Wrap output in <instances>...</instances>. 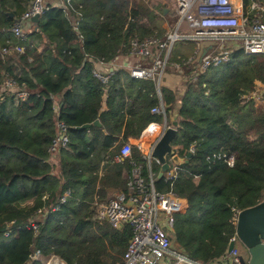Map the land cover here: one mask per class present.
<instances>
[{
  "label": "trees",
  "instance_id": "16d2710c",
  "mask_svg": "<svg viewBox=\"0 0 264 264\" xmlns=\"http://www.w3.org/2000/svg\"><path fill=\"white\" fill-rule=\"evenodd\" d=\"M30 1L0 0V52L8 40L16 42L15 17ZM71 7L80 15L77 29L63 9L52 8L30 33L24 53L6 60L0 55V87L8 73L30 92L18 104L11 95L0 99V264H43L33 258L37 252L67 264L121 261L132 228L96 221L95 202L106 200L110 191L127 190L134 162L147 179L157 162L149 163L134 144L122 163L109 158L144 130L145 139H152L156 124L162 125L165 115L169 121L175 107L179 124L173 145L181 156L194 149L193 156L173 181L154 173V184L188 204L174 216L175 249L198 262L220 258L236 236V211L264 199V108L241 98L256 81L264 83V57L239 49L217 67L165 72L160 89L125 68L103 83L93 73L97 60L129 53L133 37L163 38L164 9L159 15L145 0H73ZM177 59L172 52L171 61ZM157 106H164L165 114L153 113ZM59 123L67 126L70 144L55 165L49 148ZM220 151L236 155L234 167L207 160ZM66 190L71 196L58 211L38 215ZM28 201L33 204L24 206ZM33 220L38 232L27 227Z\"/></svg>",
  "mask_w": 264,
  "mask_h": 264
},
{
  "label": "built area",
  "instance_id": "2783aa9c",
  "mask_svg": "<svg viewBox=\"0 0 264 264\" xmlns=\"http://www.w3.org/2000/svg\"><path fill=\"white\" fill-rule=\"evenodd\" d=\"M174 1L177 4V13L180 15L179 24L174 32H166L163 38H131L129 53L121 54L109 61L97 60L93 70L94 75L103 83H108L115 69L125 68L130 71L133 78L152 80L160 89L162 78L170 64L173 45L177 40L194 41L198 51H202L200 61L194 65L193 57L189 59L178 57L170 64L181 73L186 70L195 72L196 68L205 70L220 66L228 62L233 53L239 49H243L247 55H264V3L261 0H250L247 6L243 1L237 4L235 0ZM72 3L73 0H31L26 11L15 17L11 31L16 42L7 41V45L0 52L1 58L6 60L12 54L24 53L25 43L28 42L29 35L35 28L33 18L36 15L41 18L52 8L63 9L73 27L77 29L80 15L74 13ZM182 28L185 33L179 32ZM6 95L14 96L18 104L26 102L30 92L24 84H19L14 77L5 73L0 87V99ZM241 98L253 100L256 106L261 105L264 108V83L256 81L254 90L242 94ZM152 112L165 114V108L157 106ZM58 127L59 132L49 148V161L52 164L57 163L61 149L68 148L70 144L67 126L59 123ZM154 144L150 145L147 151L144 145L140 148L149 163L157 162L152 156ZM132 148V143H125L119 153L109 158V162L122 163L126 158L131 157ZM175 149L177 152L176 147ZM207 160L211 163L224 161L229 167H234L236 155L220 151L208 156ZM172 168L173 174L169 171L164 174L166 179L171 181L175 179L179 166L173 164ZM154 181V173L150 172V179H147L143 176L142 165L134 162L127 190H117L106 200L95 202L96 221L109 223L117 229L125 225L132 228L133 235L128 248L122 260L116 264H171L175 253L179 256L178 264H249V260L247 262L241 255L237 245L232 251L227 250L220 258L207 263L191 260L173 251L174 240L171 232H174L175 214L183 212L182 198L172 190L157 191ZM69 196L71 190H66L51 209L46 206L39 208L38 215L46 217L50 212L58 211L61 205L67 202ZM46 199L47 196H44L43 200ZM239 212L236 211L234 217L236 223ZM27 227L35 232L39 230V224L34 220ZM5 234L9 236L10 232ZM34 256L38 259L40 254L37 252ZM45 257L47 259L43 264H55L54 260L59 259L56 255Z\"/></svg>",
  "mask_w": 264,
  "mask_h": 264
},
{
  "label": "water",
  "instance_id": "95a60500",
  "mask_svg": "<svg viewBox=\"0 0 264 264\" xmlns=\"http://www.w3.org/2000/svg\"><path fill=\"white\" fill-rule=\"evenodd\" d=\"M167 12V10H165ZM13 18L14 13H10ZM35 27L40 21V17L36 15L33 18ZM206 50L204 51L205 54ZM96 124H100L97 120ZM177 120L172 121V124H168L167 115L164 117L163 130L156 140L153 149L152 156L156 159L157 163L161 166L158 177H162L166 172L174 173L172 168L173 164L182 166L189 163L193 156V152L189 151L185 156H181L176 152L173 141L178 133ZM89 124L83 125L79 128H87ZM174 232L171 235L174 236ZM239 240L247 249L249 254V264H264V199L258 204L243 209L239 212L236 223V237L232 239L229 244V251H232L236 245V241ZM64 264H67L60 256H57ZM37 259V256L33 257Z\"/></svg>",
  "mask_w": 264,
  "mask_h": 264
},
{
  "label": "rangeland",
  "instance_id": "374dc122",
  "mask_svg": "<svg viewBox=\"0 0 264 264\" xmlns=\"http://www.w3.org/2000/svg\"><path fill=\"white\" fill-rule=\"evenodd\" d=\"M145 1L152 8H154L156 13H158L159 15H161V8L164 9V14L162 15V17H164V20L161 22V25L163 28L166 29V32H174L177 29V26H178L179 20H180V15L177 13V4L174 0H145ZM241 1L244 2V0H240V2ZM261 1L264 3V0H261ZM165 10H167V12H165ZM179 32L185 33L186 31L182 28L179 30ZM43 47L44 46H41V49H43ZM172 52H173V55H178V57H183L184 59H189V58L193 57V59H194L192 62L193 65L196 62L200 61L201 56H202V51L201 50L198 51L196 42H194V41L177 40L173 45ZM263 57L264 56H259L260 59H263ZM171 63H172V61L170 60V64ZM170 64H169L168 68L166 69V73H168V72H170V73L176 72L177 73V70L174 69L172 66H170ZM197 71H198V69L196 68L195 72H197ZM164 80L165 79L163 76L162 81H161V85L164 84ZM261 89H263V88H261ZM246 101H248V100H246ZM256 108L260 109L263 107L260 105V107L256 106ZM177 117H178L177 116V110L175 107V109H173L170 112V119L168 121V124L171 125L172 121H174V120L178 121ZM163 122H164V120H163ZM158 129H159V127H158ZM145 136L142 137V140H146ZM149 141L150 140H147V142H149ZM153 167H154V173L158 174L160 172V167L157 165V163H153ZM236 244L239 248L243 245L239 240L236 241ZM175 252H179V251L176 250ZM248 260H249V256L246 257L247 262H248ZM178 262H179L178 253H175L173 258L171 259V263L178 264Z\"/></svg>",
  "mask_w": 264,
  "mask_h": 264
},
{
  "label": "crops",
  "instance_id": "0c3cea01",
  "mask_svg": "<svg viewBox=\"0 0 264 264\" xmlns=\"http://www.w3.org/2000/svg\"><path fill=\"white\" fill-rule=\"evenodd\" d=\"M103 69H104V68H103ZM164 77H165V76H164ZM152 124H155V123H152ZM152 124H150V125H152ZM150 125H149V126H150ZM156 125H157V127H159V129H158V131L155 133V136H154L149 142H147V140H142L143 133L145 132V130H144L143 133H142V135H141V137H140L139 139H137V140H133L132 144H134V145H138L140 148H141V146L144 145V147H145V151H147V150L150 148V145H152L153 143L156 142V140L158 139L159 135L161 134V132H162V130H163V125H162V126L159 125V124H156ZM146 129H147V128H146ZM122 136H123V135H121L120 138H122ZM146 145H147V146H146ZM153 162H154V161H152V163H153ZM55 165H59V159H58V161H57V163H56ZM114 192H115V191H110L108 197H110ZM182 202H183V212H185V211L187 210V208H188V204H187V201L184 200V199H182ZM32 204H33V201H28V202H26V203L24 204V206H29V205H32ZM236 245H237V244H236ZM238 249H239L241 255H242L245 259H246L247 256H249L248 251H247V249L245 248L244 245H242L240 248L238 247ZM172 250H173V251H176L174 245H173V247H172ZM245 256H246V257H245ZM38 259L41 260L42 263H44V261H45L47 258H46L45 256H41V255H40V256L38 257ZM164 262H165V261H164ZM171 264H173V263H171Z\"/></svg>",
  "mask_w": 264,
  "mask_h": 264
},
{
  "label": "bare ground",
  "instance_id": "6f19581e",
  "mask_svg": "<svg viewBox=\"0 0 264 264\" xmlns=\"http://www.w3.org/2000/svg\"><path fill=\"white\" fill-rule=\"evenodd\" d=\"M235 2H236L237 4H239V3H240V0H235ZM146 140H151V139H146ZM146 146H147V145H146ZM54 262H55V264H63L59 259H55Z\"/></svg>",
  "mask_w": 264,
  "mask_h": 264
}]
</instances>
